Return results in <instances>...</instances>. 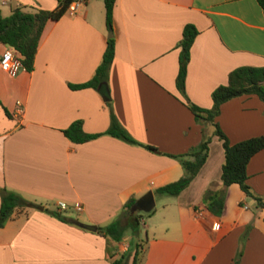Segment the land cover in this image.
I'll list each match as a JSON object with an SVG mask.
<instances>
[{"label": "crops", "instance_id": "1", "mask_svg": "<svg viewBox=\"0 0 264 264\" xmlns=\"http://www.w3.org/2000/svg\"><path fill=\"white\" fill-rule=\"evenodd\" d=\"M12 1L32 10L56 4ZM186 22L196 33L181 94L174 77ZM107 31L102 0L67 6L44 22L30 70L11 75L0 68V187L31 202L14 207L0 226V264H109L131 234L111 241L108 256L106 239L81 224L107 222L127 197L147 190L153 211L141 224L161 225L165 233L144 231L139 264H230L239 246L236 264H264L263 209L251 196L232 182L224 187L220 215L203 204L205 189L222 188L223 152L212 128L203 133L208 122L194 120L184 103L208 107L210 91L225 82L228 70L264 65V10L256 0H113L106 80L100 87L69 88L68 82L92 74ZM4 47L0 43V52ZM109 108L133 139L157 151L105 133L81 142L62 134L73 119L85 132L104 130ZM214 121L229 142L264 136V104L254 94L230 97L219 104ZM203 135L209 136L206 157L188 184L175 195L155 194L156 186L182 174L168 154L186 151ZM245 173L251 192L264 197V147L248 158ZM56 200L78 201L79 218L66 212L75 211L70 207L60 209L69 221L43 209H54Z\"/></svg>", "mask_w": 264, "mask_h": 264}, {"label": "trees", "instance_id": "2", "mask_svg": "<svg viewBox=\"0 0 264 264\" xmlns=\"http://www.w3.org/2000/svg\"><path fill=\"white\" fill-rule=\"evenodd\" d=\"M69 1L56 0L55 6L51 9L36 8L34 10H24L19 6H14L7 14L3 15L0 13V43L13 47L19 53L23 69L30 70L32 68L35 48L44 22L47 19L58 18L67 7ZM102 1L104 24L107 30H111L113 0ZM256 1L264 10V0ZM195 33L196 28L193 24L186 22L181 28V34L177 41V69L174 85L181 94H184V75L189 45ZM112 56L113 38L110 35L105 38L99 62L93 69L92 74L84 81L68 82L67 86L73 89L81 87L94 88L99 83H104ZM241 94H254L264 104V65H238L228 70L225 82L216 85L210 91L211 104L208 107L199 106L187 99H185L184 103L194 120H201L212 125V133L220 140L223 152L219 174L222 188L216 190L205 189L202 196L203 204L213 214L220 215L223 207L224 187L234 182L244 194L251 196L256 204L263 209L262 221L264 223V197L253 194L245 181V164L253 153L264 147V136L257 134L235 142H229L214 121V117L218 113L219 104L230 97ZM105 103L108 104V100H105ZM2 109L8 115L7 110L4 107ZM61 132L73 142L85 141L105 133L130 143L140 144L148 150L157 151L152 145L140 143L133 139L117 121L110 108L108 124L102 131L85 132L81 128V120L73 119L65 127L61 128ZM208 142L209 136L203 135L195 146L190 147L186 151L176 154L167 153L178 160L182 167V174L174 180L156 186L153 192L155 194L175 195L184 188L205 160ZM134 201L135 197H127L113 218L95 226V232L106 239L108 256L113 254L108 251L111 247V241L117 242L120 240L126 229L129 230L132 237L137 235L140 219L143 215H149L153 211L152 208L148 211L133 209ZM28 205H31L29 200L24 199L15 191L0 187V226L9 217L14 207ZM43 209L61 221H69L71 219L69 215L64 214L63 211L55 207L50 210L45 207ZM142 246V241L138 239L133 241L132 238L123 251L109 259V264H139L143 254ZM240 251L241 247L237 250V256L234 258L233 264H236Z\"/></svg>", "mask_w": 264, "mask_h": 264}, {"label": "rangeland", "instance_id": "3", "mask_svg": "<svg viewBox=\"0 0 264 264\" xmlns=\"http://www.w3.org/2000/svg\"><path fill=\"white\" fill-rule=\"evenodd\" d=\"M23 1V0H22ZM12 7H14V4H13V1L12 0H0V13L1 14H7L9 11H10V9L12 8ZM20 8H22V9H24V10H32V9H30V7L28 6V5H20L19 6ZM204 122V121H203ZM204 125V127H205V129H204V131H203V133L204 134H207V130H210L211 128H212V125L211 124H209V123H205V124H203ZM211 149H214V148H211ZM211 153H212V150H211ZM249 198H251L250 196H249ZM248 198V199H249ZM253 201V203H254V200H252ZM47 204H49V205H52V203L51 202H47ZM225 207H222V210L224 209ZM254 208H256V207H249V209H251V210H253L254 211ZM67 213L69 212V214H71L72 216H74V217H76V218H79L78 217V215H79V212L78 211H66ZM64 214H66L65 212H63ZM157 217H158V214H155L154 216H153V220H156L157 219ZM143 218H146V215H143ZM109 221V220H108ZM167 227H168V229H169V231L170 230H172L173 229V224L172 223H167ZM146 230V232H147V235L148 236H152V234H154V235H156V234H160V235H162V234H164L165 232H164V230L161 228V225H158V224H155V226L154 225H151V227H149V228H143V226H142V224H141V221H140V224L138 225V227H137V235H138V237H140V241H142V242H144L145 241V233H144V231ZM153 232V233H152ZM123 234H130V232H129V230L128 229H126L125 231H124V233ZM137 235H134L133 236V241H136L137 239H136V236ZM239 246V245H238ZM241 246H239V248H240ZM238 248V249H239ZM237 249V250H238ZM109 251V250H108ZM236 256H237V251L235 252V254H234V256L232 257V259H231V262H230V264H233V260H234V258H236Z\"/></svg>", "mask_w": 264, "mask_h": 264}, {"label": "built area", "instance_id": "4", "mask_svg": "<svg viewBox=\"0 0 264 264\" xmlns=\"http://www.w3.org/2000/svg\"><path fill=\"white\" fill-rule=\"evenodd\" d=\"M86 0H70L68 5L71 10L75 9V7L83 4ZM0 68L3 69L8 74H14L18 69L22 68L20 63V55L19 53L10 46H5L0 52ZM19 108H17L18 110ZM55 208L65 209L67 207L72 208L75 211H79L81 209V205L78 201H72L70 205H68L63 200L55 201ZM213 226H216L214 223Z\"/></svg>", "mask_w": 264, "mask_h": 264}, {"label": "water", "instance_id": "5", "mask_svg": "<svg viewBox=\"0 0 264 264\" xmlns=\"http://www.w3.org/2000/svg\"><path fill=\"white\" fill-rule=\"evenodd\" d=\"M107 36H110V30L107 31ZM101 84H103V82L99 83L98 87H100ZM101 96L103 99H106L104 95L101 94ZM152 205V192L150 190H147L135 199L133 209L136 208L142 211H148L150 208H152ZM81 226L90 230L95 229V226L91 224L82 223Z\"/></svg>", "mask_w": 264, "mask_h": 264}]
</instances>
